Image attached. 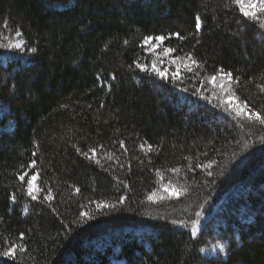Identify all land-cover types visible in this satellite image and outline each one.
Listing matches in <instances>:
<instances>
[{"label": "trees", "instance_id": "16d2710c", "mask_svg": "<svg viewBox=\"0 0 264 264\" xmlns=\"http://www.w3.org/2000/svg\"><path fill=\"white\" fill-rule=\"evenodd\" d=\"M18 40L0 48V251H23L0 264H264V126L199 93L231 72L264 115L257 21L231 0H0V43ZM168 184L180 198L149 199Z\"/></svg>", "mask_w": 264, "mask_h": 264}, {"label": "snow or ice", "instance_id": "6c2138e0", "mask_svg": "<svg viewBox=\"0 0 264 264\" xmlns=\"http://www.w3.org/2000/svg\"><path fill=\"white\" fill-rule=\"evenodd\" d=\"M231 2L239 8L241 14L244 17H246L252 21H257L259 23V27L261 29H264V0H231ZM200 28H201V20H200V17L197 16L196 17V29H197V31H199ZM20 35H21L20 32H16V36H20ZM175 35L179 36L178 33ZM152 40H156L158 42H163L165 40V37L162 35L155 36V37H145L144 42H145V44H148ZM0 48H7L9 50L16 49L19 51H23L24 50V41L18 40L14 43L12 41H9L6 45L3 43H0ZM29 51L35 52L36 49L32 48V49H29ZM153 51H154V49H153ZM171 51H173V50L168 49V48L164 49L165 54H168ZM188 59L191 60L192 64H196V61L193 60L191 57H188ZM172 62L176 63L175 60ZM185 66L188 68L189 71H191V67L189 65H185ZM137 68H139L141 71H147V68L144 65L137 64ZM152 71L155 72V74L157 76H159L160 78H162V79L166 78L165 74L163 72L159 71V69L156 67L155 61H153V64H152ZM177 71H179V68L177 69ZM221 71H223V70H221ZM172 78H173V80H176L177 79V73H173ZM226 78L231 81L232 80V73L231 72L227 73ZM210 79L212 81H215L217 79V77L212 76V77H210ZM221 87L223 89V85H221ZM181 91H187V90L181 89ZM235 99L238 100L239 98L236 97ZM247 108H248V105L246 103H241V104L237 105V107L234 109L236 116H247V119L249 121H253V122L258 123L261 126H264V115H261L259 112H252L251 115H248V113L245 111ZM226 111H227V109H226ZM262 142H264V141H262ZM77 151H79V149ZM91 151H93V155H95L94 150H91ZM85 156L87 157V154H85ZM88 158H91V157H88ZM96 162L99 163V161H96ZM33 167H35V162H33ZM206 167H210V165H208ZM211 174L212 173L209 172V175H211ZM38 175H39L38 173L33 174L27 180V190L26 191H27V195L30 196L32 198V200L37 199L36 193H37L38 189H36L34 182L37 180ZM26 176H28V173H24L23 175H20L19 179L21 181H24ZM164 191L165 192L171 191L173 194H177V193L181 194V195L183 194L182 189L174 188L172 185H168L167 187H165ZM155 197H156V193H152V195L149 196V199L152 200ZM160 198L162 199L164 197H160ZM12 199L14 201L15 197L13 196ZM44 199L50 200L51 199V193L49 192L44 197ZM123 200H124V198L121 197L120 203H123ZM97 207L98 208H106V207H115V205L101 202L97 205ZM86 215H87V213H81V216H86ZM201 215H202V212H200V211L196 212L197 217H200ZM200 230H201L200 221H199V219H197V220L192 222V228H191L192 236L196 237L197 234L200 232ZM18 247L20 248L21 251H23L22 246L12 245L11 247H8L4 251H0V257H4V258L10 259V260H16V258H17L16 253H17ZM217 247L219 248V250L221 252H226V249L224 248V246L222 244L215 246L212 249V251L215 252ZM200 251L203 252L204 249H200Z\"/></svg>", "mask_w": 264, "mask_h": 264}, {"label": "rangeland", "instance_id": "374dc122", "mask_svg": "<svg viewBox=\"0 0 264 264\" xmlns=\"http://www.w3.org/2000/svg\"><path fill=\"white\" fill-rule=\"evenodd\" d=\"M161 44L162 42H158V41H150L149 42V47H150V51L151 53L154 52H162L161 50ZM154 49V51H153ZM166 56H170V52L168 54H165ZM7 58L4 59V61L6 62ZM174 61L173 59H170V62ZM176 63L174 64V67L176 68V72L177 73V79H181V73L182 70L184 69L185 66H183V63L180 62V60H175ZM179 68V71H177V69ZM159 71L163 72L165 74V76L167 77V74L169 73L167 68H165L164 70L159 69ZM221 85H223V89L221 87ZM206 89L204 90H200L199 93L204 94L205 97L210 103L215 104L216 106L220 107L222 109L223 112H225L228 115H231L232 117H234L236 120H248L247 116H236L234 109L237 107V105L241 104V102L237 99H235V95L234 92L232 90V85H231V81L228 80L226 78V75L224 74H220L217 79L215 81L210 82L208 87H205ZM227 109V111H226ZM248 115H251L253 111L251 108H247L245 110ZM249 121V120H248ZM37 181V180H36ZM34 182L35 186L37 182ZM170 185V184H168ZM168 185H166L165 187H167ZM174 187V185H172ZM175 188V187H174ZM37 189V186H36ZM165 189V188H164ZM163 189V193L158 196H156L154 199H152V201H158V199H160V197H166L168 199H178L180 198L181 194H173L171 191L169 192H165ZM37 194V193H36ZM222 243H212L210 244L208 247L204 248V251L202 252V254L206 257V258H215L219 255H225L226 252H221L219 250V248H216V251L213 252L212 249L217 246V245H221ZM225 248V245L222 244Z\"/></svg>", "mask_w": 264, "mask_h": 264}]
</instances>
